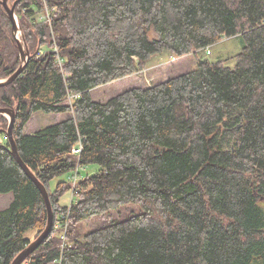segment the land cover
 <instances>
[{"label":"trees","instance_id":"16d2710c","mask_svg":"<svg viewBox=\"0 0 264 264\" xmlns=\"http://www.w3.org/2000/svg\"><path fill=\"white\" fill-rule=\"evenodd\" d=\"M14 11L30 55L0 86V107L14 109L18 155L53 213L51 231L22 264H264V0H20ZM235 35L234 66L200 56ZM13 36L0 2V79L20 64ZM164 51L193 56L195 66L93 99L92 89ZM37 111L63 118L25 133ZM7 126L0 114V193L13 195L0 209V264L47 223ZM76 164L98 168L72 191ZM97 216L103 222L82 230Z\"/></svg>","mask_w":264,"mask_h":264},{"label":"rangeland","instance_id":"374dc122","mask_svg":"<svg viewBox=\"0 0 264 264\" xmlns=\"http://www.w3.org/2000/svg\"><path fill=\"white\" fill-rule=\"evenodd\" d=\"M13 0H8V4L11 5ZM18 23V22H17ZM20 25V24H19ZM21 27V26H20ZM23 35L22 28L19 30L17 37L21 39ZM148 37L153 39L156 37V33L152 30L148 31ZM242 38L240 35H235L231 37H222L221 40L216 41L207 50L200 53V56L206 58L209 61H217L224 59L225 64L228 67H232L235 64V58L233 57L236 53L240 52L242 48ZM195 59L193 56L186 55L181 57H174V55L168 52H162V54L157 53L150 57L148 64L145 68L135 71V73L124 76V78L116 79L107 84L100 85L92 89V97L96 100H106L112 94L122 91L126 88L135 85H148L155 80L165 79L169 76L175 75L177 73L183 72L185 70L191 69L195 66ZM32 117L24 125V132L33 133V131L41 129L43 126L52 124L56 121L57 115L53 113H45L42 111H37L31 114ZM5 116V115H4ZM8 118V117H7ZM4 141V136L0 135V143ZM98 165L89 164L83 166L79 169L80 176L85 174H91ZM71 176V171L62 173L49 181V190L53 191L56 188L58 182L63 180H68L67 178ZM71 190L66 191L61 198V205H67L72 198ZM12 194L10 192L0 193V209L5 208L12 200ZM103 222L102 217H92L91 219L83 221L82 230L87 231L93 228L97 224ZM35 230L26 231V236L32 239L34 237Z\"/></svg>","mask_w":264,"mask_h":264},{"label":"water","instance_id":"95a60500","mask_svg":"<svg viewBox=\"0 0 264 264\" xmlns=\"http://www.w3.org/2000/svg\"><path fill=\"white\" fill-rule=\"evenodd\" d=\"M19 1L20 0H14L12 4L9 5L8 0H0V2L3 5L4 12L7 13L11 21L12 33L14 35L13 37L16 39L17 47H18L17 50H19V56H20L19 66L12 74L8 75L6 78L0 79V86H4V85L11 83L17 77V75L19 76V74L24 69L25 64H26L25 62L28 61L29 55H30L29 51L26 50V42L24 41V38L22 37L23 35L20 36L21 39L17 37L19 30H21V27L17 23L18 19L16 17L14 10ZM0 114L8 117V126L5 130V136L8 139L7 142H9V145H10L11 155L15 157L16 161L20 165V168H22L23 171L31 178V180L34 181V183L36 184V187L39 188L40 190L39 192L42 194L44 198L45 206L47 209V218H46L47 223H46L45 228L40 231V233L35 239L30 241L28 244H26V246L15 257L12 258L13 260L10 263V264H22L24 260H26L25 258L29 257L37 249L39 244L45 240V238L49 234V231H51V228L53 226V219H52L53 213H52V209L50 206L49 193H47L48 190L37 179V177L30 171V169L26 167L27 165L23 162L20 155H18L19 153L17 150L16 143L14 142L13 129H12V127H14L15 120H16V116L14 115L15 114L14 109L7 108V107H0Z\"/></svg>","mask_w":264,"mask_h":264},{"label":"built area","instance_id":"2783aa9c","mask_svg":"<svg viewBox=\"0 0 264 264\" xmlns=\"http://www.w3.org/2000/svg\"><path fill=\"white\" fill-rule=\"evenodd\" d=\"M73 97H76L77 95H72ZM82 150V145H81V142L80 141H78V144L76 145V146H74V147H72V149H71V153H75V154H78V153H80V151ZM81 168V166H79V165H77L76 164V167H75V169H74V174H73V178H71L72 180H73V182H72V191H73V187H74V185H75V183H76V181H77V179L79 178V177H81L80 176V174H79V169Z\"/></svg>","mask_w":264,"mask_h":264},{"label":"crops","instance_id":"0c3cea01","mask_svg":"<svg viewBox=\"0 0 264 264\" xmlns=\"http://www.w3.org/2000/svg\"><path fill=\"white\" fill-rule=\"evenodd\" d=\"M53 114H56V115H57V119H56L55 122H58L59 120H61V119L63 118V116H62L61 114H59V113H53ZM31 117H32V115H31ZM55 122H54V123H55ZM36 131H37V130H36ZM36 131H33V133L36 132ZM25 133H27V132H25Z\"/></svg>","mask_w":264,"mask_h":264},{"label":"bare ground","instance_id":"6f19581e","mask_svg":"<svg viewBox=\"0 0 264 264\" xmlns=\"http://www.w3.org/2000/svg\"><path fill=\"white\" fill-rule=\"evenodd\" d=\"M7 139V138H6ZM71 189V188H70Z\"/></svg>","mask_w":264,"mask_h":264}]
</instances>
